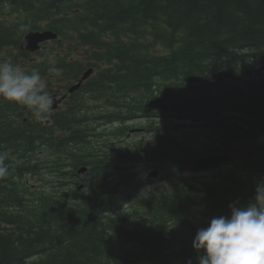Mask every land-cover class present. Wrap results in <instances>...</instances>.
Masks as SVG:
<instances>
[{
    "label": "trees",
    "instance_id": "1",
    "mask_svg": "<svg viewBox=\"0 0 264 264\" xmlns=\"http://www.w3.org/2000/svg\"><path fill=\"white\" fill-rule=\"evenodd\" d=\"M21 24L57 37L21 51ZM0 60L52 93L94 69L48 123L0 104V264H196L197 229L264 179V0H0ZM210 156L229 161L197 178Z\"/></svg>",
    "mask_w": 264,
    "mask_h": 264
},
{
    "label": "clouds",
    "instance_id": "2",
    "mask_svg": "<svg viewBox=\"0 0 264 264\" xmlns=\"http://www.w3.org/2000/svg\"><path fill=\"white\" fill-rule=\"evenodd\" d=\"M30 31L28 25L18 27L22 43ZM55 60L49 61L48 73H58ZM0 102L26 109L35 122L44 123L52 116L54 97L40 71L30 72L8 60H0ZM10 175L7 156L0 153V180ZM147 199L148 193L142 192ZM229 204L230 214L211 218L206 227L198 228L191 247L199 255L196 264H264V179L258 180L251 202ZM188 264H192L189 260Z\"/></svg>",
    "mask_w": 264,
    "mask_h": 264
},
{
    "label": "water",
    "instance_id": "3",
    "mask_svg": "<svg viewBox=\"0 0 264 264\" xmlns=\"http://www.w3.org/2000/svg\"><path fill=\"white\" fill-rule=\"evenodd\" d=\"M56 37H57L56 34L50 30L30 31L24 36V39L27 40V45L25 46L21 41L20 48H21V50L32 53V52H34L40 48L41 43H44V42L49 41V40H54V39H56ZM91 72H92V69H89L87 72H85L81 77V81H84L85 79H87L90 76ZM80 83L74 85L71 89H69L68 92L71 93V92L75 91L80 86ZM228 161H229V159H227L225 157L214 156V157H209V158H206L204 160L197 162L194 165V167L198 170H201V169H205L211 165L218 164L221 162H228ZM83 171H84V169H80L79 173H82ZM156 175H157L156 172H152L148 175V177L149 178H155Z\"/></svg>",
    "mask_w": 264,
    "mask_h": 264
},
{
    "label": "rangeland",
    "instance_id": "4",
    "mask_svg": "<svg viewBox=\"0 0 264 264\" xmlns=\"http://www.w3.org/2000/svg\"><path fill=\"white\" fill-rule=\"evenodd\" d=\"M131 129L132 128H141L143 126V123L135 122L130 125H128ZM203 128H197V127H182L179 131V135L182 139L186 141V143H191L197 145L199 141H202L205 139V133ZM131 141H143L145 143H150L152 140V137L148 134H139V135H133L132 138L130 139ZM125 143V140H119L118 142H111V144L116 143L119 145L120 143ZM126 144V143H125ZM124 144V145H125ZM115 145V144H114ZM188 145V144H187ZM192 147V145H188ZM206 175H198L197 177H205ZM32 182V181H31ZM158 188V185H154L151 189L152 192H155ZM134 205H137V202L133 203ZM132 204V205H133Z\"/></svg>",
    "mask_w": 264,
    "mask_h": 264
},
{
    "label": "flooded vegetation",
    "instance_id": "5",
    "mask_svg": "<svg viewBox=\"0 0 264 264\" xmlns=\"http://www.w3.org/2000/svg\"><path fill=\"white\" fill-rule=\"evenodd\" d=\"M21 65H22V68L24 69L25 66L22 63H21ZM58 87L60 88V86H58ZM59 91L60 90L57 88L53 93L50 92L51 95L55 99V103L57 102L55 107L52 106V111H55V112H60V111L64 110L66 105H67V103H68V99H67L68 95L65 97V92H59ZM71 101H72V99H71ZM6 103L8 104V102H0V104L3 105V108H4V104H6ZM81 110H83V109L81 108ZM13 113L8 114L6 117H4L3 115H0V126L1 125H6L7 127L12 126L13 122L10 120V118H11ZM30 119H33V118H31V116H30ZM49 120L46 121V123H48ZM25 121H27V119L23 118V122H25Z\"/></svg>",
    "mask_w": 264,
    "mask_h": 264
}]
</instances>
